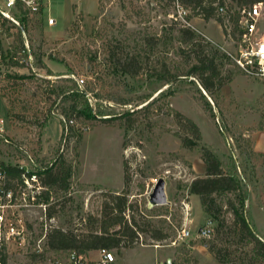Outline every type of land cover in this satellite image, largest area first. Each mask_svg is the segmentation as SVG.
Listing matches in <instances>:
<instances>
[{"label":"rangeland","instance_id":"obj_1","mask_svg":"<svg viewBox=\"0 0 264 264\" xmlns=\"http://www.w3.org/2000/svg\"><path fill=\"white\" fill-rule=\"evenodd\" d=\"M225 10L218 11L223 25L215 19L200 17L188 21L201 33H196L197 41L202 39L215 49L236 56L246 45L239 40V34H232ZM260 11L254 41L264 38V6ZM48 17L55 20L53 26L47 25ZM176 17L172 0H44L42 19L28 18L26 67L10 68L0 59V93H5V98L0 97V122L3 121L0 165H22L32 173L50 166L61 155L72 167L67 190L52 191L48 200L49 205L58 203L53 220L45 223L40 209L26 214L32 244L45 227L80 231L87 214L99 213L102 193L118 194L123 190L126 161L131 177L128 200L136 205V219L139 223L151 221L169 236L155 241L140 234L131 248L124 249L122 258L116 250H110L115 257L113 264H166L168 258L171 264H219L207 251L208 242L215 241L216 224L207 225L199 198L189 195L186 189L193 178L203 174L199 147L215 152L223 167L242 180L249 197L245 209L256 232L264 239V79L246 76L238 69L231 82L215 97H209L193 77L164 83L147 76L146 71L132 78L115 70L108 73L99 66L106 62L107 48L117 47V41H126L132 47L140 37L150 35L161 37L152 61L163 59L178 70L186 68L187 57L180 53L186 48L173 39L182 26ZM15 31H3L0 35V47L7 56L13 42L10 34ZM37 57L42 65L37 63ZM91 59H96L95 64ZM93 66L101 75L97 83ZM64 78L67 82L61 81ZM79 79L84 80L81 88L90 81L96 83L87 97L97 117L133 113L132 128L127 129L123 119H114L108 126L98 120H72L67 124L72 128V136L67 139V131L62 134L61 102H54V95L47 100L48 94L36 93L37 98L32 94L36 87L48 92L51 84L71 86ZM160 93L166 95L159 98ZM95 95L97 99L93 98ZM200 95L210 102V107H203ZM169 108L198 126L201 133L198 148L189 151L181 147L180 139L174 135L179 129L173 116L167 114ZM8 110L13 116L25 111V117L35 122L12 120ZM45 117L47 124L43 126ZM239 138L249 141L250 152L242 150V143L239 147ZM159 178L165 181L168 204L149 209L148 194ZM185 221L190 236L172 245ZM206 226L212 229L210 238L197 237ZM229 241L224 247H230L232 240ZM190 243L193 245L189 246ZM157 244L160 247L156 248ZM242 247L236 243L230 251ZM99 251H90L85 256L96 261ZM224 257L230 263L231 257L237 256Z\"/></svg>","mask_w":264,"mask_h":264},{"label":"trees","instance_id":"obj_2","mask_svg":"<svg viewBox=\"0 0 264 264\" xmlns=\"http://www.w3.org/2000/svg\"><path fill=\"white\" fill-rule=\"evenodd\" d=\"M175 0H172L174 2ZM183 8L189 11V20L193 17H200L203 20L215 19L223 25V20L218 16V8H225L232 24V34H240L242 29L238 25L239 12L236 9L252 6L257 3H264V0H177ZM233 12L230 14V12ZM101 13V12H100ZM217 15V17H216ZM20 27L15 26L5 18H0V35L3 31L16 29L10 36L13 42L9 45L8 56L0 47L2 62L10 68L26 67L24 61L28 58L29 50L25 47L22 31L26 32L28 18L26 15L18 17ZM174 30L173 27H171ZM225 32V31H224ZM9 35V34H8ZM199 35V34H198ZM196 32L187 26H181L174 33V38L178 43L184 45L186 49H181L180 53L187 57L186 68L178 70L167 64L165 60L152 61L154 50L161 42V37L143 35L135 41L132 47L125 41H117V47L107 48V59L101 63V69L113 73L112 70L132 78L139 76L144 71L147 76L164 83H172L176 79L186 77L195 78L209 97H215L224 85L231 82L234 75L238 73L228 54L215 49L207 42L197 41ZM225 35H227L225 33ZM33 54V51H30ZM219 58V60H218ZM41 64L40 57L36 58ZM96 59H91V63ZM97 68V67H96ZM92 74H95L96 83L101 79L98 71L93 66ZM97 74V75H96ZM109 75V74H107ZM182 76L183 78H179ZM24 78V77H21ZM13 79V77H7ZM62 82H67L64 78ZM77 82V81H76ZM49 83V82H47ZM96 83L90 81L85 88H81L78 83L71 86L63 83L61 85L51 84L48 92L36 87L33 98H37L36 93L51 100L54 95V102H61L62 134L67 131L66 138L72 136V128L67 125L69 121L85 122L88 120H98L108 126L114 119H123L127 129L132 128L133 120L130 119L133 113L126 112L119 117H97L93 113V107L87 94L94 91ZM38 89V90H37ZM40 89L42 91H40ZM40 91V92H39ZM44 94V95H43ZM166 94L160 93L159 98ZM1 98H5V93H0ZM98 98V95L93 97ZM158 98V99H159ZM199 101L204 108L210 107V102L200 95ZM148 107V106H147ZM23 111V110H21ZM25 111L13 116L8 110V115L12 120H22L32 123L24 115ZM22 114V116H21ZM168 115H172L179 129L174 135L180 139L181 147L192 151L199 146L201 133L198 126L189 118L171 108L167 110ZM21 116V117H20ZM43 126L47 124L46 117L41 122ZM110 126V125H109ZM63 137V135H62ZM243 144V151L250 152V143L247 139L239 138ZM247 150V151H246ZM200 159L203 163V174L196 176L187 185L189 195L197 196L201 208L208 220H212L215 225L213 229L214 242H208L207 251L219 264H264V239H262L254 228L252 218L245 209V202L248 201V192L243 187L242 180L228 168L223 167L220 158L207 147H199ZM7 186H12V182L20 180L22 169L16 166H4ZM71 163H67L60 157L50 166L39 169L35 173L39 182L45 189L41 193V200L48 204V200L53 191H65L68 188V181L71 177ZM126 161L123 162V182L124 187L120 193L104 192L103 199L98 214H87L82 219V229H61L50 226L46 230L43 248L50 252L74 251L78 255H85L94 250H116L121 255V249L131 248L138 240L140 234H147L155 241H162L168 238V234L156 227L151 221L139 223L136 219L137 208L128 200V188L131 177ZM48 204L45 219L49 221L57 214L56 205ZM232 238V239H229ZM234 238L237 240L234 242ZM232 240L230 247L224 244ZM231 242V241H229ZM243 247L238 250L232 249L235 244ZM190 243L189 246H192ZM235 254L231 257L230 263L226 262L227 255ZM174 264V263H173Z\"/></svg>","mask_w":264,"mask_h":264},{"label":"built area","instance_id":"obj_3","mask_svg":"<svg viewBox=\"0 0 264 264\" xmlns=\"http://www.w3.org/2000/svg\"><path fill=\"white\" fill-rule=\"evenodd\" d=\"M174 5L176 18L180 20L182 26L190 27L196 33H200L187 20L188 10L177 0L174 1ZM262 6L264 3L238 9V25L242 29L239 40L246 46L240 48L236 56L228 54L231 61L246 76L257 79H264V38L256 41L253 39ZM43 9L44 0H0V18L7 19L17 27H20L18 21L20 15H26L27 18L40 16L42 19ZM218 11L223 12L224 8L220 7ZM54 24L55 20L48 17L47 25ZM77 83L81 86L84 80L79 79ZM2 125L3 121L0 122V135L3 133ZM18 168L23 170L20 180L12 182V186H7L5 170L0 165V264H113L115 262L110 250H100L96 261H91L85 255H78L74 251H59L53 254L45 250L43 245L46 227L41 237L32 244L29 223L25 219L26 214L40 209L45 223L51 222L53 218L49 221L45 219L48 204L41 200V193L45 188L41 186L37 174L29 173L22 165ZM211 233L212 229L206 226L199 230L197 237L209 239ZM189 236V229L182 227L171 244L175 245ZM155 247L160 245L157 244Z\"/></svg>","mask_w":264,"mask_h":264},{"label":"water","instance_id":"obj_4","mask_svg":"<svg viewBox=\"0 0 264 264\" xmlns=\"http://www.w3.org/2000/svg\"><path fill=\"white\" fill-rule=\"evenodd\" d=\"M22 33L24 37L25 47L28 49L26 34L24 31H22ZM179 78H183V77H179ZM186 78L190 79V77H186ZM200 88L203 94L207 96V93L203 90V88L201 86ZM147 202H148L149 209H151L154 206H161V205L168 204L166 193H165V181L163 178L157 179L151 192L148 194ZM210 224H212V220H209L207 222V225H210ZM166 264H171V260L169 258L167 259Z\"/></svg>","mask_w":264,"mask_h":264},{"label":"crops","instance_id":"obj_5","mask_svg":"<svg viewBox=\"0 0 264 264\" xmlns=\"http://www.w3.org/2000/svg\"><path fill=\"white\" fill-rule=\"evenodd\" d=\"M191 196H192V195H191ZM248 204H249V202H248ZM206 218H207V216H206ZM208 221H209V220H208V218H207V219H206V222H208ZM185 224H186V225H184L185 228H188V227H187L188 224L186 223V221H185ZM124 252H125L124 249L121 250V255H120L121 258H122V255H123ZM159 257H163V255H160ZM121 258H120V259H121ZM210 258H212V257H210Z\"/></svg>","mask_w":264,"mask_h":264}]
</instances>
